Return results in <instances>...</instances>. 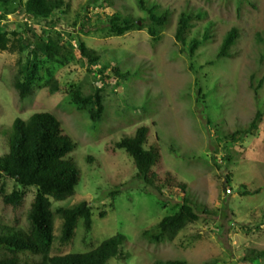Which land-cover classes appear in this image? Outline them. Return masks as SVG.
<instances>
[{
	"label": "rangeland",
	"instance_id": "obj_1",
	"mask_svg": "<svg viewBox=\"0 0 264 264\" xmlns=\"http://www.w3.org/2000/svg\"><path fill=\"white\" fill-rule=\"evenodd\" d=\"M65 1L70 8L59 12L57 26L64 32L67 54L52 61L39 51L41 81L29 98L21 100L12 83L20 63L27 61L28 50L0 49V155L7 150L5 132L13 121L36 111L55 113L77 142L72 157L81 181L74 196L55 202L54 207L90 200L93 228L84 241L81 221L63 253L89 251L120 233L126 237L120 247L124 256L106 264H152L169 258L192 264L210 259L219 264H264V257L242 261L247 251L264 250V120L255 134L228 142L223 138L264 109V84L255 88L264 75V0H148L172 12V23L155 48L147 29L150 21L138 0ZM115 11L143 18L142 28L122 36L108 35L106 19ZM182 11L204 14L194 19L196 25L188 39L202 36L207 29L212 34L193 57L188 44L175 39ZM26 23L37 35L43 31L45 40L55 37L57 28L18 16L17 11L0 20V35L4 29L23 31ZM233 27L240 31L231 51L235 55L216 59L223 38ZM67 33L81 37L100 55L99 66L90 68L77 40L69 41ZM16 38L8 42L9 47ZM101 66L105 85L97 72ZM116 67L130 75L119 78ZM50 74L62 86L73 82L84 92L103 86L104 116L93 121L83 107L69 104L65 93L51 94L45 84ZM199 88L205 95L200 101ZM141 125L149 126L151 142L158 135L165 169L187 182L197 199L216 211L201 213L198 222L187 225L172 241L157 240L155 225L182 204L183 192L173 188L162 195L147 187L134 177L132 158L122 149H113L115 142L133 135ZM0 178L10 190L13 181ZM258 188L260 192L255 193ZM244 190L251 193L244 195ZM27 192L26 206L18 214L24 225L32 189ZM13 218L14 213L0 201V222ZM59 226L56 219L55 235L60 233Z\"/></svg>",
	"mask_w": 264,
	"mask_h": 264
},
{
	"label": "trees",
	"instance_id": "obj_2",
	"mask_svg": "<svg viewBox=\"0 0 264 264\" xmlns=\"http://www.w3.org/2000/svg\"><path fill=\"white\" fill-rule=\"evenodd\" d=\"M138 3L150 21L147 29L155 48L164 30L172 23V12L148 0H138ZM89 5L88 2L86 8ZM69 8L70 5L65 0H0V20L8 13L17 11L18 16L46 21L52 28H57L54 31L55 37L49 36L48 40L44 39L46 34L43 31L37 35L38 33L33 32L27 23L23 31L6 32L4 29L1 32L0 49L28 50L27 61L20 63L19 71L12 81L21 100L32 96L37 82L41 81L39 51L52 61L67 54V46L62 44L64 32L58 29L57 24L60 20L59 12L66 13ZM203 17L204 14L201 12L194 14L189 11H182L178 17L175 39L177 43L188 44L190 57L197 54L196 51L203 42H208L212 38V34L207 29L202 36L188 39L191 29L196 25L194 19L199 20ZM140 20L144 19L115 11L107 16V34L122 36L135 28H142L138 23ZM13 36H18L19 39L13 40L12 47H9L8 42ZM67 36L69 41L77 40V47L90 68L99 66L100 55L89 48L84 39L69 33ZM239 37V29L231 28L223 38L216 59L235 55L231 51ZM103 69L101 66L97 72L99 79L105 85ZM114 71L119 78L130 75L129 71L122 72L117 67ZM49 76L45 84L51 94L60 91L65 93L69 104L83 107L93 121L104 116L106 106L102 95L103 86L94 89L93 92H84L80 85L69 82L66 86H62L54 75ZM263 84L264 75L255 87L256 90ZM197 94L199 101L205 97L201 88L198 89ZM263 120L264 109L257 110L246 126L224 134L223 138L228 142L255 134ZM5 135L7 150L0 155V177L12 180L13 186L10 190L7 189L8 184L0 178V201L5 208L14 213V218L11 222H0V264H106L111 258L124 256L120 247L126 241V237L120 233L105 239L89 251L63 253L65 246L72 241L81 221L84 241L89 238L94 215L93 204L88 199L54 207L55 202H62L74 196L81 181L80 170L72 157L77 142L67 133L63 121L51 111H36L26 119L16 118ZM159 141L156 135L155 140L151 142L149 126L141 125L133 135L125 136L115 142L113 149H122L132 158L136 170L134 177L143 181L147 187L162 195L173 188L183 192L182 204L155 225L159 231V234L155 235L157 240L172 241L187 225L198 222L201 213L213 214L216 211L200 202L187 182L179 180L170 170L165 169ZM219 146L220 143L217 147ZM172 149L175 150L173 147ZM228 158L230 159L231 156ZM88 161L92 163L93 157H88ZM226 176L229 178L228 174ZM28 189H32V196L24 225L21 224L18 214L26 206ZM260 190L258 188L254 192L258 193ZM243 192L244 195L251 193L248 190ZM102 215L103 213H100V216ZM56 219L60 222L59 235H55ZM263 257L264 250L251 249L246 252L242 261L248 262ZM152 264L192 263L185 259L169 258L157 259ZM204 264H219V262L210 259Z\"/></svg>",
	"mask_w": 264,
	"mask_h": 264
},
{
	"label": "built area",
	"instance_id": "obj_3",
	"mask_svg": "<svg viewBox=\"0 0 264 264\" xmlns=\"http://www.w3.org/2000/svg\"><path fill=\"white\" fill-rule=\"evenodd\" d=\"M226 192L231 193L232 192L231 188H226Z\"/></svg>",
	"mask_w": 264,
	"mask_h": 264
},
{
	"label": "water",
	"instance_id": "obj_4",
	"mask_svg": "<svg viewBox=\"0 0 264 264\" xmlns=\"http://www.w3.org/2000/svg\"><path fill=\"white\" fill-rule=\"evenodd\" d=\"M138 23L140 24V21H138Z\"/></svg>",
	"mask_w": 264,
	"mask_h": 264
}]
</instances>
